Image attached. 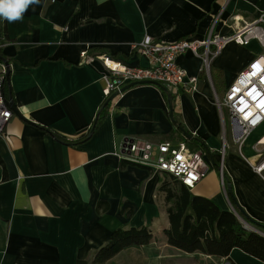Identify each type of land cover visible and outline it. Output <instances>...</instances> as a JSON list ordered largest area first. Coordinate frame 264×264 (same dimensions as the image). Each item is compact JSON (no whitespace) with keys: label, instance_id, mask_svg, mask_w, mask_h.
<instances>
[{"label":"crops","instance_id":"0c3cea01","mask_svg":"<svg viewBox=\"0 0 264 264\" xmlns=\"http://www.w3.org/2000/svg\"><path fill=\"white\" fill-rule=\"evenodd\" d=\"M261 12L264 0H39L19 21L0 18V64H8V101L21 116L12 115L0 138V264H75L119 227L149 225L160 236L168 225L158 192L160 173L121 161L117 155L126 140L153 150L184 138L201 142L204 152L196 151L209 171L191 192L235 214L237 203L249 219L264 224V180L240 158L232 133L227 142L228 114L215 104L211 76L224 83V96L262 53L255 40L247 47L227 45L211 60L208 79L200 74L198 57L191 52L178 56L188 75H198L197 93L154 84L124 86L86 141L75 146L62 141L86 135L107 100L99 57L146 66L148 60L133 50L146 38L201 41L211 27L231 36ZM84 51L89 59L81 56ZM247 147L246 140L243 149L255 157ZM223 172L233 204L220 184ZM98 202L108 205L106 212H96ZM105 264L264 263L239 249L215 259L162 242L124 250Z\"/></svg>","mask_w":264,"mask_h":264},{"label":"built area","instance_id":"2783aa9c","mask_svg":"<svg viewBox=\"0 0 264 264\" xmlns=\"http://www.w3.org/2000/svg\"><path fill=\"white\" fill-rule=\"evenodd\" d=\"M252 40L264 49V12L259 13L254 21L244 23L231 36H220L211 27L206 38L201 41L181 39L173 43H161L146 38L133 47L137 55L148 60L146 66L129 65L121 59L101 56L99 58L105 69L102 90L104 101L110 99V104L115 103L121 97L124 86L152 83L164 85L169 90L182 88L189 95L197 93L198 75H188L177 63L178 56L191 52L201 60L200 72H204L226 44L233 43L244 47ZM81 56L89 59L86 51ZM5 73V65L0 64V138L4 137V129L13 115L2 94ZM215 104L220 111L225 110L228 114L238 155L264 180V153L263 149L257 148L264 146L261 140L253 147L257 161H249L242 152L251 132L264 122V52L247 64L227 88L223 98H215ZM117 156L129 164L144 166L155 172H166L190 190L209 171L204 155L199 151H190L184 142L176 145L161 143L153 150L147 144L126 140ZM220 184L224 189L223 177ZM260 234L264 236L263 233Z\"/></svg>","mask_w":264,"mask_h":264},{"label":"trees","instance_id":"16d2710c","mask_svg":"<svg viewBox=\"0 0 264 264\" xmlns=\"http://www.w3.org/2000/svg\"><path fill=\"white\" fill-rule=\"evenodd\" d=\"M1 37L3 39L7 37L4 23L1 24ZM7 87L8 81L4 79L2 94L6 101L9 99ZM107 109L108 104L106 106L102 104L97 120L86 135L78 140L63 139L62 141L73 146L86 141L94 128L102 121V116L106 114ZM174 125L179 124L175 122ZM184 143L188 144L190 151L200 149L202 153L204 152L201 142L188 141L184 138ZM3 173L5 175L4 169ZM159 173L158 192L163 196L168 221L161 235L156 236L149 225L138 228L119 227L110 234L106 243L89 252L86 259L77 260L75 264H105L124 250L138 249L162 242L184 253H201L215 259L225 258L233 249H239L264 263V236L260 234H264V224L246 218L236 208L237 214L231 210H220L213 201L194 195L190 189L180 184L170 174ZM223 175L224 188L227 191L226 185L227 183L229 185V180L224 172ZM227 197L233 204L232 190L231 193L227 192ZM102 204L97 203V213L107 211L108 205Z\"/></svg>","mask_w":264,"mask_h":264},{"label":"rangeland","instance_id":"374dc122","mask_svg":"<svg viewBox=\"0 0 264 264\" xmlns=\"http://www.w3.org/2000/svg\"><path fill=\"white\" fill-rule=\"evenodd\" d=\"M229 44H233V43L226 44L223 47L222 51ZM252 47H254L256 50L258 49V47L256 45L249 46L250 49H252ZM262 52H264V49H262ZM233 54L235 55L236 52L232 51V55ZM204 68L205 67H203V69ZM209 70L210 69L208 67V69L206 68L205 71L203 72V76L205 78H207V79L209 78ZM211 76H212V79H213V85L215 87V92L217 94V98L221 99V97L223 96L225 85L222 82H218V78H216L214 74H211ZM224 112L226 113V111H224ZM225 119H226L225 129H226V133H227L226 134V139H227V142H230L231 141V126H232V124H231V121L229 120V118L227 116H225ZM261 135L264 136V122L259 127H257L254 131H252L251 134L249 135V137L247 138V145H248L247 148L249 150L252 148V151H253V147H254L255 143L258 140H261V143L264 144V139H263L264 137L262 139H259ZM257 148L263 149V153H264V146L263 147L259 146ZM243 154H244L245 157L248 158L249 161H257V160L254 159V158H257V157L253 156L252 158H249V155H248V152L246 151V148L243 149ZM221 160H222V157H221Z\"/></svg>","mask_w":264,"mask_h":264},{"label":"clouds","instance_id":"9594fccd","mask_svg":"<svg viewBox=\"0 0 264 264\" xmlns=\"http://www.w3.org/2000/svg\"><path fill=\"white\" fill-rule=\"evenodd\" d=\"M35 3L39 0H0V18L9 22L19 21L28 7Z\"/></svg>","mask_w":264,"mask_h":264},{"label":"water","instance_id":"95a60500","mask_svg":"<svg viewBox=\"0 0 264 264\" xmlns=\"http://www.w3.org/2000/svg\"><path fill=\"white\" fill-rule=\"evenodd\" d=\"M5 65H6V75H5V79L8 81V80H9V78H8V74H9V73H8V70H9V68H8V64H7L6 62H5ZM152 84L157 85V86H159V87H162L161 85H159V84H157V83H152ZM130 86H132V85H130ZM127 88H128V87H126V89H127ZM162 89L165 90L163 87H162ZM122 91H123V89H122ZM109 100H110V99H109ZM109 100L107 99V100L104 102V106H106V105L108 104ZM170 101H171V100H170ZM7 106H8V108L11 110L12 114H14V115H16L17 117L21 118L20 114H18V111H17V109H16L15 104H13L12 101H7ZM168 110H169V115H170L171 121H174V119H173V106H172L171 102H169V104H168ZM180 130H181V132H182L187 138H189V139L191 138V136H190L188 133H186L185 131H183V129L180 128ZM227 192H228V193H231V189H230V187H229L228 184H227ZM235 206H236V208L238 209V211H239L241 214H243L246 218H248V217L244 214V212L242 211V209L237 205V203L235 204ZM241 222L244 223V225L246 226V224H245L244 221L241 220Z\"/></svg>","mask_w":264,"mask_h":264},{"label":"bare ground","instance_id":"6f19581e","mask_svg":"<svg viewBox=\"0 0 264 264\" xmlns=\"http://www.w3.org/2000/svg\"><path fill=\"white\" fill-rule=\"evenodd\" d=\"M262 144V143H261Z\"/></svg>","mask_w":264,"mask_h":264}]
</instances>
